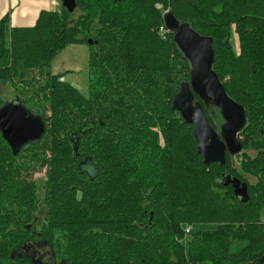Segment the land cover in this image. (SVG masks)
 <instances>
[{"label":"trees","instance_id":"16d2710c","mask_svg":"<svg viewBox=\"0 0 264 264\" xmlns=\"http://www.w3.org/2000/svg\"><path fill=\"white\" fill-rule=\"evenodd\" d=\"M75 1L74 12L61 1L29 26L0 15V83L27 93L46 125L17 154L0 130V264H35L39 252L56 264H264V0ZM169 10L213 38L214 69L246 109L238 164L230 153L205 164L173 108L191 64ZM72 44L91 48L88 95L63 80L69 70L50 73ZM228 175L248 184L247 201ZM238 239L249 244L234 253Z\"/></svg>","mask_w":264,"mask_h":264},{"label":"water","instance_id":"95a60500","mask_svg":"<svg viewBox=\"0 0 264 264\" xmlns=\"http://www.w3.org/2000/svg\"><path fill=\"white\" fill-rule=\"evenodd\" d=\"M62 4L70 12L76 8L75 0H62ZM164 21L191 64V80L180 84L174 96L173 108L181 113L186 123L194 127L198 151L204 157V163L224 165L227 153L238 155L243 151L239 136L247 123L246 109L228 94L224 82L214 69L213 38L181 22L171 10L165 13ZM88 42L93 43L92 39ZM210 106H216L221 111L225 123L220 131L211 124L205 112V107ZM0 130L17 154L22 147L41 139L46 132V125L41 117L33 114L17 99L0 107ZM225 184H232L235 194L243 201L249 199L248 184L240 178L228 175ZM33 262L40 264L38 261Z\"/></svg>","mask_w":264,"mask_h":264},{"label":"rangeland","instance_id":"374dc122","mask_svg":"<svg viewBox=\"0 0 264 264\" xmlns=\"http://www.w3.org/2000/svg\"><path fill=\"white\" fill-rule=\"evenodd\" d=\"M60 7L56 6L53 9H58ZM235 47L239 48V41L237 37H234L233 39ZM90 54H91V48L88 44H72L66 47L64 50H62L60 53H58L55 58L53 59V62L50 66V73L56 74V73H62L67 70H69L68 73H66L63 77V80L71 83L72 85L76 86L82 93L88 95L89 93V60H90ZM32 75H38L37 70L32 71ZM19 86L11 85V84H3L0 83V105L4 106L10 103L15 102L17 99L22 101V104L29 110L30 104L26 102L27 100V93L24 94V92H18L17 88ZM21 89H24L21 87ZM30 91L34 90V87H28V90ZM0 106V107H1ZM211 111H215V108L210 107ZM221 113V112H220ZM34 114V112H33ZM219 120V118H218ZM217 120V121H218ZM225 123L222 114L220 115V125L218 126V131L221 130V126ZM252 154H254V151H250ZM238 156L234 157V162L236 164L238 161ZM45 174V169L43 171L38 172L35 174V177L37 178L39 184L43 182ZM43 175V176H42ZM250 181L253 182L254 178L249 177ZM42 189L39 190V195L42 197ZM46 213V208L42 202L40 203V210L36 214V218L34 223L36 222L35 229H38L42 226L44 223V216ZM200 227H197L196 230H198ZM204 228L211 229V225H205ZM249 242L246 239H238L234 241L231 245V250L234 253H241L247 246ZM185 245L188 248L187 242H185ZM36 260H40V264H45L47 261V255L45 252L42 253H36L35 255ZM48 264H56L55 262H48ZM209 264V263H208Z\"/></svg>","mask_w":264,"mask_h":264},{"label":"crops","instance_id":"0c3cea01","mask_svg":"<svg viewBox=\"0 0 264 264\" xmlns=\"http://www.w3.org/2000/svg\"><path fill=\"white\" fill-rule=\"evenodd\" d=\"M62 0H1L0 15H10L11 24L15 26L33 25L39 13L44 9L61 6Z\"/></svg>","mask_w":264,"mask_h":264},{"label":"built area","instance_id":"2783aa9c","mask_svg":"<svg viewBox=\"0 0 264 264\" xmlns=\"http://www.w3.org/2000/svg\"><path fill=\"white\" fill-rule=\"evenodd\" d=\"M190 232H191V227H188V228L186 229V233L189 234Z\"/></svg>","mask_w":264,"mask_h":264},{"label":"flooded vegetation","instance_id":"af4514ba","mask_svg":"<svg viewBox=\"0 0 264 264\" xmlns=\"http://www.w3.org/2000/svg\"><path fill=\"white\" fill-rule=\"evenodd\" d=\"M34 261H38V262H39L40 260H39V259H38V260H36V258H35V260H34Z\"/></svg>","mask_w":264,"mask_h":264}]
</instances>
